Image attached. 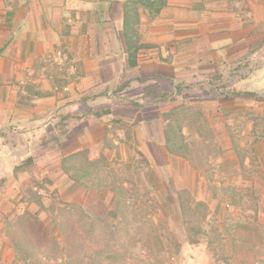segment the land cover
<instances>
[{
  "label": "rangeland",
  "instance_id": "obj_1",
  "mask_svg": "<svg viewBox=\"0 0 264 264\" xmlns=\"http://www.w3.org/2000/svg\"><path fill=\"white\" fill-rule=\"evenodd\" d=\"M254 35L245 56L228 64L221 56L226 63L223 71L198 67L197 57L171 54L173 44L165 43L158 51L163 54L162 66L151 65L148 72L160 77H150L148 91L139 84L142 80L137 83L133 78L141 72L128 68L124 57L118 56L114 77L94 96L110 100L113 107L137 100L140 106L148 104V115L157 114V108L143 100L158 96L159 118L146 120V112L140 115V109L132 116L128 103L124 104L129 108L127 119L104 118L110 127L102 136L101 152L88 149L85 155L68 160L79 167L86 157L94 160L102 154L81 183L63 171L61 161L65 182L55 175L52 179L39 176L21 189L20 207L14 210L13 202L8 207L0 201V238H6L14 250L12 264H244L246 259L256 264L252 257L264 255V215L244 218L231 210L236 204L231 196L264 192V81L257 85L248 79L252 71L264 78V23L254 27ZM142 89L144 94H137ZM106 107L107 102L95 109ZM131 117L135 121L130 122ZM53 137L60 145L59 137ZM161 138L164 149H157L154 141ZM189 165L200 175H213L211 183H196L195 193L188 190L193 179ZM259 174L256 186L239 181L249 182ZM113 183L124 184L127 191L119 193L123 204L117 209ZM181 186L190 196L204 197L206 191L208 197L223 199L220 214L207 212L201 219V211L187 209L182 215L177 198L187 195L179 192ZM24 197L32 201L30 207ZM71 202L80 209L74 216H65L64 204ZM254 203L253 199L244 202L249 207ZM109 209H115V217L107 213ZM85 213L93 216L91 221ZM55 217L65 225L58 227ZM69 230L77 232L78 248L67 247L64 238L72 242L66 234Z\"/></svg>",
  "mask_w": 264,
  "mask_h": 264
},
{
  "label": "crops",
  "instance_id": "obj_2",
  "mask_svg": "<svg viewBox=\"0 0 264 264\" xmlns=\"http://www.w3.org/2000/svg\"><path fill=\"white\" fill-rule=\"evenodd\" d=\"M125 1L0 0V201L4 206L10 207L13 202L12 209L20 207L21 189L39 176L52 179L51 175H55L60 180L65 178V182L61 161L69 154L88 149L101 152L102 136L110 127L104 118L119 122L127 119L125 112L129 108L124 104L128 103L132 116L140 109V115L146 112V120L154 115L159 118L158 96L143 100L156 105L157 114L151 115L148 104L140 106L137 100L121 101L122 106L113 107L110 100L94 96L98 89H106L114 77L117 57L127 62L122 34ZM260 23H264V0H167L155 17L140 11L139 41L156 48L139 50L137 64L128 68L141 72L140 77L133 78L137 83L142 80L139 84L148 91L150 77H160L157 72L149 75L150 66H162L159 62L163 54L158 51L165 43H172L171 54L197 57L198 67L223 71L226 63L249 53L254 27ZM221 56L226 63H222ZM62 58L66 60L63 64L59 63ZM57 59L60 61L55 64ZM248 79L257 85L264 81L253 71ZM132 85L129 87H136ZM144 89L137 94H144ZM106 102L104 110L95 109ZM132 118L130 122L135 121ZM54 134L60 145L53 142ZM154 142L157 149H164L163 138ZM102 153L108 157L104 149ZM192 167L188 166L193 174L188 190L195 193V184L211 183L213 175H200ZM259 176L249 182L239 181L256 186ZM251 194L231 196L237 204L231 210H236L237 216L253 214L255 219L264 215V192ZM192 196L206 203L209 214H220V197H208L206 191L204 197ZM248 199L255 202L252 207L244 204ZM24 200L30 207L32 201ZM14 258L9 241L0 238V264H12ZM251 262L264 264V255L252 257ZM249 263L246 259L244 264Z\"/></svg>",
  "mask_w": 264,
  "mask_h": 264
},
{
  "label": "trees",
  "instance_id": "obj_3",
  "mask_svg": "<svg viewBox=\"0 0 264 264\" xmlns=\"http://www.w3.org/2000/svg\"><path fill=\"white\" fill-rule=\"evenodd\" d=\"M166 4H167V0H126L124 2L122 34L127 51V64L129 66L132 67L137 64V53L139 50L143 48H148L150 46L149 44L141 43L139 41L138 25L140 23V11L142 13L147 14L150 18H152L155 17L162 10V8L166 6ZM124 84H127V82ZM85 153L86 150H80L78 152L69 154L64 159H62L63 171L66 174H68L71 177V179H73L77 183H81L82 178H85L88 175H90L91 174L90 167L97 165L103 159L102 154L101 157H97L94 160L86 157L85 164L80 165L79 167L75 163L68 162V160H73L77 156L85 155ZM124 187L125 185L122 183H116V184L113 183L111 186L113 192L116 195L115 209L119 208V206L123 204L122 197L119 195V193L122 194L127 192L124 189ZM30 192L33 193V196H36L37 194L35 191H31V189ZM179 192L187 195V197L184 198L181 195L180 196L178 195L177 198V202L182 215H185L187 209H196L198 212L201 211V219L202 218L205 219L206 214L208 212V208L205 205V203L202 201H195L194 198L190 196V193L185 189H181ZM64 205L66 206V208L63 209L66 210L65 216H67L68 214L74 216L75 214H77L76 212L80 209V205L76 203L71 202V203H65ZM115 209H109L107 213L112 214V216L115 217L116 216ZM85 214H86V218H88L91 221L93 216L88 213ZM74 220L77 221V218H74ZM54 222L55 223L57 222L56 224L58 227L65 225L64 220L63 219L61 220V217L59 218L55 217ZM88 230L89 232L94 231V229L91 231L90 228ZM67 233H70V237H72V242H69L64 236L65 237L64 240L66 241L67 247L70 248L72 244L74 248H78L80 246V242L77 239L78 238L77 232L75 230H69L68 232L66 231V234ZM25 257L29 258L30 252L26 253Z\"/></svg>",
  "mask_w": 264,
  "mask_h": 264
}]
</instances>
